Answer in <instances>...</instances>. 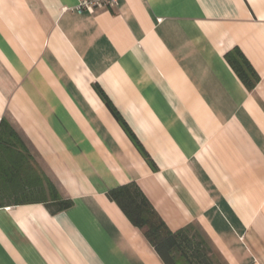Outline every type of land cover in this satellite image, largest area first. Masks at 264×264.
<instances>
[{
	"label": "crops",
	"instance_id": "crops-1",
	"mask_svg": "<svg viewBox=\"0 0 264 264\" xmlns=\"http://www.w3.org/2000/svg\"><path fill=\"white\" fill-rule=\"evenodd\" d=\"M77 3L0 0V119L27 156L18 175L0 147V264H164L107 196L128 183L219 264H264V0Z\"/></svg>",
	"mask_w": 264,
	"mask_h": 264
},
{
	"label": "trees",
	"instance_id": "trees-1",
	"mask_svg": "<svg viewBox=\"0 0 264 264\" xmlns=\"http://www.w3.org/2000/svg\"><path fill=\"white\" fill-rule=\"evenodd\" d=\"M226 59L243 83L248 88L253 87L257 77L243 55L235 50L227 53ZM0 147L5 152L12 150L8 155L14 158L16 164L10 165V170L19 175L26 166L21 161L27 156L21 140L3 118L0 119ZM49 187L58 210L71 204L70 200L60 199L50 184ZM107 196L119 206L132 225L143 230L145 238L164 264H219L203 237L193 227L171 231L136 184L112 188Z\"/></svg>",
	"mask_w": 264,
	"mask_h": 264
},
{
	"label": "built area",
	"instance_id": "built-area-1",
	"mask_svg": "<svg viewBox=\"0 0 264 264\" xmlns=\"http://www.w3.org/2000/svg\"><path fill=\"white\" fill-rule=\"evenodd\" d=\"M119 0H78L74 10L80 11H92L97 8L112 7L118 3Z\"/></svg>",
	"mask_w": 264,
	"mask_h": 264
}]
</instances>
